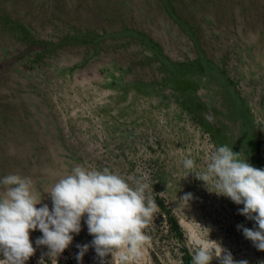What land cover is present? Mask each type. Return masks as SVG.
Here are the masks:
<instances>
[{
  "label": "rangeland",
  "instance_id": "374dc122",
  "mask_svg": "<svg viewBox=\"0 0 264 264\" xmlns=\"http://www.w3.org/2000/svg\"><path fill=\"white\" fill-rule=\"evenodd\" d=\"M222 145L264 169V0H0V180L30 178L37 207L75 167L108 169L159 206L142 264H183L189 227L264 264L243 205L185 177ZM40 236L25 264H100L76 258L84 219L59 255Z\"/></svg>",
  "mask_w": 264,
  "mask_h": 264
},
{
  "label": "clouds",
  "instance_id": "9594fccd",
  "mask_svg": "<svg viewBox=\"0 0 264 264\" xmlns=\"http://www.w3.org/2000/svg\"><path fill=\"white\" fill-rule=\"evenodd\" d=\"M210 122L213 118L206 117ZM206 170L196 171L193 158H185L183 167L188 174L204 182L212 192L231 199L241 215L254 221L253 228L237 225L243 235L264 251V169L254 167L240 152L222 145L207 157ZM4 194L0 195V264H25L36 251L30 233L39 230L42 236L37 246L48 248V255H59L73 241V233L81 231L85 220L89 244L77 245L81 260L90 246L94 247L100 264H142L151 237L146 229L159 211L155 199L148 193L149 185L135 180L134 186L108 169L89 170L77 166L72 174L60 179L50 190L52 207L36 195L28 177L8 174L0 180ZM189 201L191 193L183 197ZM186 247L191 264H248L236 261L232 253L217 240L189 227ZM110 254L111 259L105 258Z\"/></svg>",
  "mask_w": 264,
  "mask_h": 264
},
{
  "label": "trees",
  "instance_id": "16d2710c",
  "mask_svg": "<svg viewBox=\"0 0 264 264\" xmlns=\"http://www.w3.org/2000/svg\"><path fill=\"white\" fill-rule=\"evenodd\" d=\"M175 226H177L176 221L174 222ZM192 258L189 254L185 253L182 257L183 264H191Z\"/></svg>",
  "mask_w": 264,
  "mask_h": 264
}]
</instances>
